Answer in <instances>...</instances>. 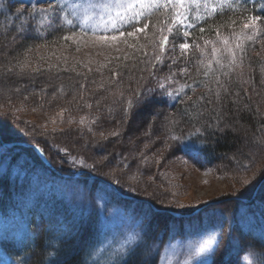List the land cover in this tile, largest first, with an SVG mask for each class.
Returning a JSON list of instances; mask_svg holds the SVG:
<instances>
[{
  "label": "rangeland",
  "instance_id": "374dc122",
  "mask_svg": "<svg viewBox=\"0 0 264 264\" xmlns=\"http://www.w3.org/2000/svg\"><path fill=\"white\" fill-rule=\"evenodd\" d=\"M250 1L231 0L232 8L225 5L222 12L218 9L215 13L225 15V11H228L242 17L241 22L228 32L231 35L227 37L230 43L234 39V32L243 31L251 35L252 30L244 28L250 16L262 17L257 9L250 6L238 7L241 2ZM164 22V13L154 16L145 33L128 37L126 43L122 38L112 45L102 44L96 42L91 33L84 35L78 28L64 29L66 33L58 39L31 43L19 50L24 39L19 38L15 28V33L8 32L5 37L3 29L6 33L7 22L5 19L0 20V134L4 142L39 145L54 159L55 170L63 173L64 177L91 171L72 163L74 157H82L88 164L96 165L92 172L105 175L112 182L118 181L117 185L126 196L134 195L153 203H150V207L153 206L155 213L151 214L152 210L143 208L145 206L133 208L130 204L108 205L101 191L91 197L88 185L47 182L43 187L44 194L55 192L58 196H65L66 200H74L76 206H72L65 217L69 226L77 224L82 215L86 216V210H97L99 222L87 221L91 225L89 240L98 234L108 233L119 239L133 231L141 232L144 243L139 253L143 259V253L151 247L154 238L160 237L175 246L174 251L170 248L167 255L172 264H176L177 260L183 259V253L188 248L199 246L216 234L218 247L214 245L203 254L206 264H259L264 251V195L261 194H264V160L261 159L264 157V146L259 141L253 144L254 150H250V154L260 162L251 171L240 168L250 164L251 158L242 160L246 161L243 164L237 157L205 167L200 156L193 160L183 151L165 148L168 136L166 125L169 120L176 121L179 118L176 110L167 108H174L181 94L175 98L161 96L158 81L172 73H175L173 79L179 81V69L183 68L178 64V54L181 56L179 44L184 43L185 39L183 30L177 34L174 29L169 46L166 45L160 54L158 45L161 34L156 31V27H163ZM263 22V18L257 21L260 31L252 40L242 41L259 46L258 49L250 47L251 52L245 51L247 55H264V37L260 39L258 36L264 33ZM73 31L75 35H72ZM32 32L35 31L30 30L29 36ZM164 34L169 33L165 31ZM13 36L17 37L15 41ZM64 36H71V39L65 40ZM191 52L194 50L189 49L185 56L189 57ZM159 55H162L161 61L154 64L155 57ZM244 57L242 68L232 72H252L244 62ZM185 66L190 65L186 63ZM66 72L76 77H63L65 75L62 74ZM39 73L47 77L41 76L35 83L27 78L28 74ZM259 76V83L244 76L239 89L245 90L251 98L262 99L264 106V71H260ZM28 80L31 85L27 83ZM33 83L35 86H32ZM177 86L169 85L171 88ZM149 88L154 90L151 94L153 103L138 105L140 98L136 97L137 91L142 89L147 95ZM157 98L165 102V106L161 107L156 102ZM129 100L137 106L126 118L125 109ZM92 114H100L102 121L98 117L93 118ZM144 114H149L148 118ZM81 118H84V124L80 123ZM102 125L105 131L99 128ZM113 131L119 135H110ZM72 135L81 136L77 147L68 144L74 142ZM66 137L69 138L67 142ZM243 140L245 143V138ZM140 141V150L135 154L134 149L130 148H135ZM170 143L176 146L175 141ZM5 152L8 158H0L1 174L20 178L27 174L43 176L40 159L32 148L14 153V149L13 152L7 151L0 143V154ZM198 163L203 166H198ZM226 163L230 164V168L225 166ZM71 169L75 172L72 173ZM55 170L52 172L56 174ZM82 177L88 178L86 174ZM245 180L250 182L245 183ZM258 186L259 197L253 206L240 207L239 203L231 204L228 201L237 197L249 198ZM223 199L226 201L220 205L218 202ZM203 207L206 209L196 217L171 220V215H189ZM231 212H234L237 221L235 236L228 229L227 216L230 217ZM25 223L20 211L7 217L0 216V264H23L21 258L5 253L1 244L6 239L22 238L25 235ZM48 223L51 237L56 240L62 220L56 222L49 219ZM221 229L222 236L219 235ZM88 241L83 244L76 242L74 250L82 249ZM155 242L159 243V240ZM249 251L255 255L246 260L244 257ZM161 253L164 254L163 249ZM230 257L232 259L228 261Z\"/></svg>",
  "mask_w": 264,
  "mask_h": 264
},
{
  "label": "trees",
  "instance_id": "16d2710c",
  "mask_svg": "<svg viewBox=\"0 0 264 264\" xmlns=\"http://www.w3.org/2000/svg\"><path fill=\"white\" fill-rule=\"evenodd\" d=\"M0 3L5 6L4 8H0V20L5 19L8 27L7 29L5 28L7 31L6 33L3 29L4 36L8 32L15 33V29L17 30V28L20 27L22 19L18 18L16 15L15 9L17 8V6L8 7L5 2ZM250 7L257 10L259 9L257 4L250 5ZM227 12L228 11H225V15L218 13L208 18L206 21L198 22L195 29L189 30L190 36L189 38H187L188 43H199L202 47H204V41H212L216 42L217 47H219V38L231 36L228 32L235 28V26L242 20V17ZM261 14L260 15L262 16L264 21V11ZM0 26L2 25L0 24ZM200 27L204 28L203 33L199 31ZM64 29L65 28L63 27L54 29L48 28L47 32L43 35L37 32H32L30 36H27L29 39L24 38V40L21 41L22 46L19 47V50H23L24 45H32L31 43L35 44L42 41L51 42L55 39H58L61 37V35L66 33ZM217 31L219 32L220 37L217 36ZM258 36L260 39H262L264 37V33H261ZM252 43L255 42L252 41ZM243 45H245L244 48L246 52H251L250 47H252V49L259 48V46H255L248 42H244ZM207 49L208 51L211 50V46H207ZM178 56L180 58H178V64H180L183 68L187 67L189 69L187 75L181 72L179 83L183 84L186 82L188 84H193L195 91H193L191 88H186V95L183 96V94H181V98L176 103V106L174 108H170L168 106L167 108L169 110H176V115L177 117H179L176 120L177 123L175 125L176 133L186 136L189 131L193 130L194 126L202 127L205 130V135L203 137H200L199 139L193 137L195 148L198 151L197 156L201 157L205 167H211L218 162L223 163L224 160L230 158L236 159L237 157H239L240 163H245L246 161L242 160H248L251 158L250 150H254L253 144H255L256 141L258 142L259 140L264 139V106L262 105V99L260 100L255 97V100L254 98H251L249 96V93H246L245 90L241 89L240 91L239 85L240 87H242L240 80L244 76L246 77V75L247 78H252L253 82L259 83V73L260 71H264V55H251V53H248L247 55L245 53L244 62L247 63V66L250 67V69H252V72H250L249 74H247L246 71H238V73L230 72L229 76L225 77L222 74L217 73V75H219L220 81L223 82L226 88L220 87V85L216 82V76L212 73H209V76L205 77L203 75V68H200V74H197L196 61L200 58L198 51L191 52L189 54V57L185 55L180 56V54H178ZM159 62L160 61L156 60L154 61V64ZM186 63H188L190 66L184 67ZM213 68L216 69L217 66L213 64ZM14 70L15 69H13L12 71L14 72ZM224 71H228V69L225 68ZM62 75H65L63 77L66 78H73L75 76L71 75L70 72H66V74ZM28 76L29 77L27 78L35 83L37 78L45 75H43V73H39L35 75L28 74ZM55 76L56 74L51 77L54 78ZM29 80L27 83L31 82ZM204 83L207 84V87L203 86ZM31 84L32 83H29V85ZM32 86H35V84ZM217 90H219L220 92L219 97H217L216 95ZM141 93L145 94V91L139 89L136 93V97L140 98ZM188 94L189 96L187 97ZM257 94L259 95V93ZM201 97H203V99H201ZM156 100V102L161 105V107L165 106V102H163L159 98H157ZM97 109L100 110V108ZM144 115L147 118L149 116V114ZM92 116L96 119L97 117L101 118L100 114H92ZM100 118L99 120H101ZM147 118L145 119V121L147 120ZM217 122H219L218 127H216ZM209 126H212L210 130H208ZM99 128H102L103 131H105L104 125ZM80 133L83 134V132ZM0 138L3 140V136L1 134ZM244 138L246 140L245 143L243 140ZM68 139L69 138L66 137L65 141L67 142ZM71 139H74V142L71 141L68 144L77 147V144L80 142L81 136L80 138H78L72 135ZM187 142L188 141L185 140L183 143ZM7 143L14 144L16 142ZM141 143V141L136 143L137 145L135 148H129L134 149L135 154H137V152L140 150L139 147ZM66 146L69 145L66 144ZM39 148L42 149L40 146ZM13 149L14 153H21L27 150L26 147L15 146L14 148L8 149L7 151L13 152ZM125 151L127 152L126 147ZM43 152L48 158L51 165L54 167L56 165L53 161L54 159L50 158L45 150H43ZM186 155L193 160H197L196 157L193 158L189 154ZM39 163L41 165L40 168L43 172V176L29 174V176L27 177L20 178L18 176H8L9 174L3 175L1 174L2 172H0V213L5 214L8 210H19L28 217V223L30 225V229L28 232L29 234L26 239H23L19 242H11L4 246L8 253L21 258L23 264H52L53 261H56L57 264H81V261L84 258V252L82 251V249L86 245L82 249L74 250L75 244L76 242H80L81 244H83L84 241L89 240L88 235L90 234L91 225L87 221L92 222L93 220H96L99 222V219L96 218V216L98 215L97 210L95 211V209H92L90 211L86 210V216L82 215V219H80L77 224L69 226L66 223L67 221L65 217L67 216L68 211L72 208V206H76V204L73 199L66 200L65 196H58V194H56L55 192H48V194H44L43 187L46 186L47 182H51L52 184L69 182L75 183L77 185H88V187H90V196L93 197L94 193H96L97 191H101L103 194V200H105L108 205L114 206L115 204H126L128 206L130 204L133 206V208H142L143 206H145L143 208H146L149 211L152 210V208L147 203L131 201L122 198L113 187L115 186V188L119 192L124 194L122 192L123 189L118 186L119 184L117 185L116 182L108 180L105 175H98V172L95 173L89 171L103 178L109 184L101 182L99 180H90L84 178L79 180L65 179L53 173L48 168H45L41 161H39ZM198 166L202 167L203 165H200L198 163ZM225 166L227 168H230L229 163H226ZM240 168L244 170V166ZM71 171H73V169H71ZM34 177H36V179ZM44 179H46V181H44ZM261 194L264 195L263 193ZM257 196L259 197V193L257 194ZM133 197L139 200H145L134 195ZM251 197L252 195H250L249 198ZM225 201L226 200L223 199V201L221 200L218 203H220L221 205ZM228 201H231V204L239 203L240 207H242L243 205L246 208L254 205V203L242 204L240 202H236L233 199ZM147 202L153 204L149 200ZM153 212L155 213L154 210H152V212L150 213L152 214ZM227 217L229 220V216ZM49 219H53L56 222H58V219L62 220L58 235L55 236L58 237L56 240L51 237L49 227L50 221L48 223ZM171 220L178 219L171 216ZM158 233L159 232H156V234ZM231 233L235 236V229ZM140 250L142 249L140 248ZM140 250H138L137 255L130 261V264H141L142 258L140 257ZM230 259L232 258L230 257L228 261H230Z\"/></svg>",
  "mask_w": 264,
  "mask_h": 264
},
{
  "label": "snow or ice",
  "instance_id": "6c2138e0",
  "mask_svg": "<svg viewBox=\"0 0 264 264\" xmlns=\"http://www.w3.org/2000/svg\"><path fill=\"white\" fill-rule=\"evenodd\" d=\"M225 5L229 8L233 6L231 0H26V3L25 0H21V6L17 7L15 12L18 18H22L20 27L17 29V34L21 39L26 38L30 30L43 35L47 32L48 28L54 29L67 26L70 30L78 27L84 35L91 33L95 37L96 42L108 45H112L122 38L123 42L126 43L128 37H136L138 34L145 33L152 18L164 13V26L156 27V25H153V27H156V31L161 34L158 47L163 50L169 43V37L164 34L165 31L171 34L175 29L176 33L179 34L183 30L182 35L185 42L179 44L181 55H185L189 49L198 51L200 58L196 61L197 74L199 75L200 68H203V75L205 77H208L209 73H212L216 76V82L220 87L226 88L223 82L220 81L217 73L228 77L229 73L236 68H242L243 57L246 51L242 41L245 39L252 40L257 35L260 31L257 21H260L262 17L250 16L248 22L244 24V28H250L252 30L251 35H247L243 31L240 33L234 32L232 34L234 39L231 43L227 37H220L218 31L217 36L220 37L218 41L219 47H217L216 42L212 41H204V47L199 43L189 44L187 42V38L190 35L189 30L195 29L197 22L206 21L218 9L222 12ZM4 7L0 3V8ZM189 17H192V19L190 20ZM199 31L203 33L204 28L200 27ZM72 35H75L74 31ZM16 38V36H13V41ZM63 39H71V36H64ZM208 45H211L210 51L207 49ZM155 59L157 61L161 60L160 56H156ZM173 63H176V61L173 60ZM213 64L217 66L216 69L213 68ZM225 68L228 71H224ZM180 71L187 75L189 69L185 67L180 69ZM174 76L175 73H172L158 81L161 96L175 98L176 95L182 93L186 95V88H191L195 91L193 84L186 82L181 84L179 81L173 79ZM170 84L178 86L171 88L169 87ZM203 86L207 87V84L204 83ZM60 91L63 92V88ZM153 91V89L149 88L147 89V95L141 93L137 104L148 105L153 103L151 95ZM216 95L219 97V90H217ZM127 104L128 107L125 109L126 118L131 114V110L137 106L133 105L131 100ZM88 107L91 108V105H88ZM80 123H85L84 118H81ZM176 123L173 119L169 120L168 125H166L168 136L165 148L172 151H183L195 158L198 155V151L195 148L193 137L197 139L203 137L205 130L202 127L194 126L193 130L184 136L176 133ZM218 126L219 122H217L216 127ZM211 127L209 126L208 130ZM89 131H91V128H89ZM101 135L103 136L104 134L101 133ZM110 135H119V133L113 131ZM185 140L188 142L183 143ZM171 141L176 142L175 147L170 143ZM259 143L264 146V139L259 140ZM37 148L39 151H43L39 149L38 145ZM64 151L67 150L65 149ZM0 158L7 159L8 153L0 154ZM261 159L264 160V157H261ZM259 162L256 156H251V163L244 165V170L251 171ZM72 163L74 165L79 164L82 168L91 171H95L96 169L95 164H88L82 157H74ZM244 182L249 183L250 181L245 180ZM215 235L209 237L199 246L188 248L183 253V259L177 260L176 264H206L203 254L209 252L214 245L218 247ZM219 235L222 236V229ZM156 240H159V243H156ZM143 243V234L138 231L122 235L119 239L110 236L108 233L103 235L98 234L94 239L89 240L82 249L84 258L81 264H130V261L137 255ZM170 248L174 251L175 246L166 243L160 237H155L151 247L143 253L141 264H172L167 255ZM161 249H163L164 254L161 253ZM254 255V252L249 251L244 259L249 260ZM52 264H57V262L53 261ZM259 264H264V252L261 254Z\"/></svg>",
  "mask_w": 264,
  "mask_h": 264
},
{
  "label": "bare ground",
  "instance_id": "6f19581e",
  "mask_svg": "<svg viewBox=\"0 0 264 264\" xmlns=\"http://www.w3.org/2000/svg\"><path fill=\"white\" fill-rule=\"evenodd\" d=\"M245 231V230H244Z\"/></svg>",
  "mask_w": 264,
  "mask_h": 264
}]
</instances>
